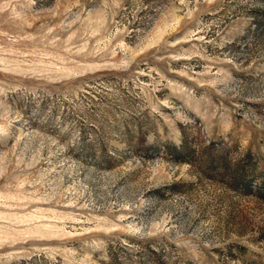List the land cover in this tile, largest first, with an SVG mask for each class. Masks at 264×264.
I'll return each mask as SVG.
<instances>
[{"label": "rangeland", "instance_id": "rangeland-1", "mask_svg": "<svg viewBox=\"0 0 264 264\" xmlns=\"http://www.w3.org/2000/svg\"><path fill=\"white\" fill-rule=\"evenodd\" d=\"M0 264H264V0H0Z\"/></svg>", "mask_w": 264, "mask_h": 264}]
</instances>
